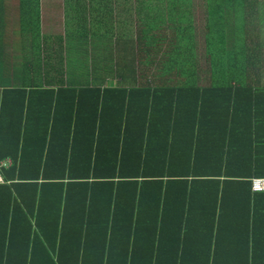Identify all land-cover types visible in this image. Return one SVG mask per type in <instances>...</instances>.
I'll return each instance as SVG.
<instances>
[{"label": "trees", "instance_id": "16d2710c", "mask_svg": "<svg viewBox=\"0 0 264 264\" xmlns=\"http://www.w3.org/2000/svg\"><path fill=\"white\" fill-rule=\"evenodd\" d=\"M30 1L37 5L24 3ZM165 1V14L186 13L188 0ZM206 1L209 16L212 3L219 15L243 0ZM209 20L204 48L219 65L225 49ZM189 31L176 39L172 30L174 56L163 54L164 74L174 72V81L186 71L191 79L197 74L196 63L182 62L179 53L192 52ZM136 52L138 59L142 49ZM243 61L219 65L204 88L190 82L72 86L60 76L47 84L52 70L43 66L39 84L4 91L30 98L25 137L0 148V264H264L256 226L234 231L243 234L240 240H225L221 224L226 205H251V179L264 177V85L256 65ZM128 71L127 64L117 70L121 81ZM244 75L248 84H230ZM186 88L192 94L184 102ZM32 111L40 119L35 137L27 130Z\"/></svg>", "mask_w": 264, "mask_h": 264}, {"label": "crops", "instance_id": "0c3cea01", "mask_svg": "<svg viewBox=\"0 0 264 264\" xmlns=\"http://www.w3.org/2000/svg\"><path fill=\"white\" fill-rule=\"evenodd\" d=\"M50 1L54 3H49ZM148 1L152 0H38L35 12L39 16L40 10L42 11L43 24L34 37L33 31L21 29L19 25L15 29L18 22L17 17L24 24L22 27H26L29 21L24 13L31 11H28L30 10L28 6L24 8V1L0 0V16L4 17V27L0 29V148L2 150L13 147L16 136L25 137L24 114L29 107L27 100L30 98L28 92L22 96L4 95V91L9 89L22 91L27 90L29 86L39 84L43 66L52 70L48 72L47 84H51L55 76H60V81L72 86L95 83L98 86L124 85L137 89L140 86L149 85L152 81L162 83L163 79H151L150 69L153 62L149 66L139 65L136 55L137 48L140 47L142 50L145 47L153 48L156 53L153 51L151 53L159 60L169 49L168 45L176 42L179 36H185V30L188 29L192 38L191 46H195L196 50L198 46L196 39L200 40L203 35L200 25L204 22L206 28L209 19V24L212 25V30L209 29L212 37H217L218 48L225 49L220 53L221 63L219 65H242L246 58L249 64L256 65L259 71L257 80L264 85V0H257V3L243 0L242 7H234V4L229 8L222 7L219 15L212 6L209 16L208 8L205 11L199 10L196 15L190 16L189 6L192 2L206 6L207 1L188 0V7L183 9L186 13L179 12L181 17L179 21L175 19L178 18L174 17L175 13L172 15L164 13L162 6L165 0L161 1V7L157 4L159 0H153L152 7H149ZM12 4L14 8L8 12L10 8L6 9V7ZM40 5L43 6L41 9ZM148 8L150 9L147 10ZM146 11H151L149 18L146 17ZM252 13L255 15L251 17ZM193 17L196 18L194 23H192ZM53 19H55L54 23L49 26L48 22ZM40 21L41 19L38 24L41 25ZM63 22L69 27L64 26ZM44 24L47 26L45 29H43ZM172 30L176 34V39H173ZM31 33L33 35H30ZM33 37L35 42L32 43ZM125 38L133 41L126 54L124 50H120ZM118 43L119 50L117 51ZM176 45L178 42L175 47ZM36 46L38 50L34 48ZM204 46L203 40V53L207 59ZM114 48L119 56L114 54ZM236 48H240L241 51L237 52L234 50ZM91 52L98 54V64L92 65L90 71L73 72L70 65L72 59L76 62H84L91 58ZM134 55L135 61L132 63ZM222 59H224L223 62ZM196 61L199 63V60ZM45 63L47 65H44ZM213 63V60L207 59V65H205L207 68H199L200 71H197L195 76L197 81L193 83L196 87L207 86V75L209 80L212 79L211 71L219 67L218 63ZM125 64L130 68L128 71L130 76L124 77L121 81V73L117 70L125 67ZM58 65L62 67L57 68ZM78 68L81 67L78 66ZM108 69H113V71L102 76L104 70ZM245 76L247 75L241 76L239 82L231 81L230 84L233 87L237 86L241 80L248 84L249 76ZM191 94L190 88L181 92L184 102L190 99ZM9 100L11 102L8 104ZM36 112L32 111L28 115L27 130H32L34 137L36 132L39 135L35 121L40 119L37 118ZM243 114L244 112L239 114L241 117L239 120L243 119ZM254 197L255 200L252 201ZM168 212L180 211L172 209ZM201 215V217H206L205 211ZM216 215L217 212L215 217ZM160 219L162 220L160 223L167 226L175 223L173 217H158V220ZM221 224L225 228V240L243 238L242 233L234 234V231L240 228L243 232L247 224L256 226L258 234L255 236L262 237L264 240V193L252 195L249 207L237 205V200L235 205H226L224 223ZM252 236L254 237L253 233Z\"/></svg>", "mask_w": 264, "mask_h": 264}, {"label": "rangeland", "instance_id": "374dc122", "mask_svg": "<svg viewBox=\"0 0 264 264\" xmlns=\"http://www.w3.org/2000/svg\"><path fill=\"white\" fill-rule=\"evenodd\" d=\"M23 1H25V0H23ZM159 1L160 2H157V4L159 5V7H161V1L162 0H159ZM250 1H251V3H257V0H250ZM49 3H54V2L50 1ZM147 3L149 5V7H152L154 1L153 0L152 1H148ZM24 4H26V3H24ZM212 6H215L214 3L210 4V7H212ZM28 7L30 8V10L28 9V11H31V12H29V13L26 12V14L24 13V15L28 18V20H29L28 22H30L33 27H22L24 24L19 20V17H17L18 22L16 24H18L21 29H27V30H30V31L33 30L34 37H35L37 35V33L40 31L39 30L40 26H42V24H43L42 17H41L42 11L40 10V14L38 16V13L35 12V10L37 8L36 2L33 3V2L30 1L29 4H28ZM42 7L43 6L40 5V9ZM8 8H10V10H8V12H11L12 9L14 8L13 4H12V6H7L6 7V9H8ZM189 8H190V16H191L193 14L196 15V13H198L199 10H202V11L204 10L205 11L207 6H205V5L201 6L199 4H196L195 2H192V4L189 6ZM96 15H97V12H96ZM254 15H255V13H252L251 17L254 16ZM175 16L179 17L180 14H175L174 17ZM39 19H41V21H40L41 25H40V23L38 24ZM192 19H193L192 23L196 22V18L195 17H193ZM54 21H55V19L50 20L48 22L49 26L51 24H53ZM62 24L64 26L66 25V27H69L64 22ZM200 26H201L200 29L202 30V33L204 35V33L206 32L205 29H207V28H205L204 22H202ZM46 27L47 26L44 24L43 29H45ZM203 35H202L200 40H198V38L196 39V42H197L196 45H198L196 50H195V46L194 47L191 46L190 49L192 50V52L185 53V51H179V53L182 55V59H183L182 62L185 63V61L189 60V63H191V62L196 63L195 64V71H200V69H199L200 67L202 69L203 68H207V66H205V65H207V59L205 58L204 53H203V40H204ZM123 42H124V44L123 45L121 44L120 50L121 51L124 50L125 54H126V51L130 48V46H131L133 41L131 39L125 38L123 40ZM118 50H119V43H118L117 51ZM174 50L175 49L173 47H169V49L165 53H166L167 56L170 55V57L172 58L174 56V54L172 53V52H174ZM113 51H114V54L119 56V53L116 51L115 48L113 49ZM151 51L156 53V51L153 48L145 47V48H143L142 52L139 54V57H138V59H139L138 63H139L140 66H149V64L151 62H153L152 63V68L150 69L151 79H163L161 81L162 83H164V82L165 83L173 82V84H178V85L184 84V82H190L191 84H193L194 82L197 81V77H194V79H191V77L187 73V71L184 72V74L180 73L179 76H176V80H179V81H174L173 79H171V77H173V73L174 72H172L171 77L165 76V74H164V65H165V60L167 59V57L162 55L161 59L158 60L157 57H154L152 55ZM194 53H195L196 56L194 55ZM97 60H98V54L96 52H91V58H88V60H85L84 62H76L75 60L72 59V62L70 63L71 69H72L73 72L90 71V68H91L92 65L95 66V65L98 64ZM196 60H199V63ZM78 66L81 67V68H78ZM56 67L57 68H61L62 65H58ZM93 69L95 70L94 67H93ZM207 79H209L208 75L206 77V80ZM152 82L154 84H156V85L157 84H162V83H157V82H154V81H152Z\"/></svg>", "mask_w": 264, "mask_h": 264}, {"label": "built area", "instance_id": "2783aa9c", "mask_svg": "<svg viewBox=\"0 0 264 264\" xmlns=\"http://www.w3.org/2000/svg\"><path fill=\"white\" fill-rule=\"evenodd\" d=\"M11 162L12 161L9 158L3 160V164L5 166H9ZM0 181L2 180L0 179ZM251 191L253 193L264 192V178H252L251 179Z\"/></svg>", "mask_w": 264, "mask_h": 264}, {"label": "clouds", "instance_id": "9594fccd", "mask_svg": "<svg viewBox=\"0 0 264 264\" xmlns=\"http://www.w3.org/2000/svg\"><path fill=\"white\" fill-rule=\"evenodd\" d=\"M261 193H264V192H261Z\"/></svg>", "mask_w": 264, "mask_h": 264}]
</instances>
